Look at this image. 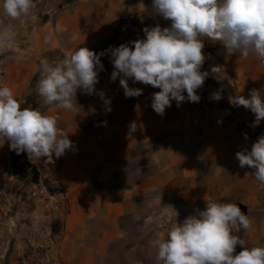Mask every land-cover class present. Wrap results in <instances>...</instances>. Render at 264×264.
Segmentation results:
<instances>
[{"label":"crops","instance_id":"obj_1","mask_svg":"<svg viewBox=\"0 0 264 264\" xmlns=\"http://www.w3.org/2000/svg\"><path fill=\"white\" fill-rule=\"evenodd\" d=\"M151 4L144 0V10ZM146 14L144 21L152 19L151 27L171 25ZM99 24L95 31L101 40L113 26ZM203 42L206 60L201 70L209 77L197 90L198 103L185 101L177 107L172 101L161 116L151 107L152 93L159 88L129 80L143 94L126 98L119 78L110 79L109 65L95 85L97 94L79 92L72 111L52 106L42 112L57 116L58 126L74 144L54 164L28 156L38 176L53 174L65 194L56 248L64 264H155L153 241L163 238L176 221L203 210L209 200L246 207L252 227L238 235L249 248L264 246V184L252 176L254 169L239 167L235 157L264 135L259 127L264 120L253 126L255 115L230 102L264 87V64L254 54L229 56L218 41ZM214 65L223 66L224 72L212 74ZM216 92L222 96L218 101L211 98ZM133 121L137 130L129 135ZM2 235L0 264L7 250ZM241 250L237 245L236 252Z\"/></svg>","mask_w":264,"mask_h":264},{"label":"clouds","instance_id":"obj_2","mask_svg":"<svg viewBox=\"0 0 264 264\" xmlns=\"http://www.w3.org/2000/svg\"><path fill=\"white\" fill-rule=\"evenodd\" d=\"M2 8L5 17L17 20L29 17L36 3L3 0ZM145 9L153 16L170 20V27L157 24L145 28V39L105 51H110L113 64L110 79L119 78L126 98L143 94V89L130 87L129 80L160 89L152 93L151 107L161 116L172 101L177 107L185 101H200L197 90L209 77L208 71L201 70L206 60L205 38L220 42L229 56L247 58L254 54L264 64V0H152L150 9ZM9 38L8 28L0 31V42ZM104 54L78 47L55 62L41 59L35 92L42 105L72 111L77 106L78 90L97 94L95 85L99 82L98 69H103L100 58ZM223 72L221 65L211 68L217 76ZM99 95L105 104H110L103 92ZM211 98L218 101L222 96L216 92ZM230 102L255 115L253 126L264 120V87L251 89L248 98L237 95ZM107 111H111L110 107ZM136 130V122H130L129 135ZM0 137L17 155L26 151L30 160L46 158L45 164H54L74 148L69 133L58 126L57 116L44 114L39 108H22L7 86H0ZM235 157L239 167L254 169L252 176L264 184V135L250 150L237 151ZM251 227V219L237 203L206 201L203 210L182 223L176 221L163 238L153 241L155 264H264V246L249 248L238 235ZM237 245L243 249L238 253Z\"/></svg>","mask_w":264,"mask_h":264},{"label":"rangeland","instance_id":"obj_3","mask_svg":"<svg viewBox=\"0 0 264 264\" xmlns=\"http://www.w3.org/2000/svg\"><path fill=\"white\" fill-rule=\"evenodd\" d=\"M2 3L3 0H0V31L8 28L10 38L0 42V86L10 87L21 105L29 93L41 59L55 62L72 54L78 47L97 48L111 39L115 42L109 49L125 43L131 46V41L146 38L143 30L151 28L152 22V19L148 23L144 21V15H147L144 0H35L36 8L32 14L17 20L3 15ZM149 18L154 16L149 15ZM100 22L113 27L103 39L98 40L95 30ZM100 59L103 69H98L99 81L104 70L113 65L110 51H105ZM79 92L82 91L78 90L77 94ZM37 105L41 112L52 107L43 106L38 95ZM224 105L221 103V106ZM259 127L264 128V124ZM258 128L252 132L257 133ZM0 150L3 162L9 164L12 172L23 183L29 182V178L21 179L20 172L13 169L7 140L2 137ZM1 237L6 243L10 240L7 236ZM9 259L11 250L3 264H8Z\"/></svg>","mask_w":264,"mask_h":264},{"label":"built area","instance_id":"obj_4","mask_svg":"<svg viewBox=\"0 0 264 264\" xmlns=\"http://www.w3.org/2000/svg\"><path fill=\"white\" fill-rule=\"evenodd\" d=\"M29 179L23 183L3 162L0 150V232L10 239L8 264H64L56 248L65 194L51 173Z\"/></svg>","mask_w":264,"mask_h":264},{"label":"trees","instance_id":"obj_5","mask_svg":"<svg viewBox=\"0 0 264 264\" xmlns=\"http://www.w3.org/2000/svg\"><path fill=\"white\" fill-rule=\"evenodd\" d=\"M115 39H111L110 42H106L105 44L97 47V48H88L91 51L96 52L97 54L101 52H105V50H108L112 44H114ZM39 79V73L37 72L31 81L30 87H29V93L26 96L23 104L21 105L22 108H38L37 105V94L35 92V84L36 81ZM225 108H227L230 111H233L232 108L229 105H224ZM8 151L9 155L11 157L12 167L13 169L20 172L21 179H26L31 177L33 180H36L38 177L37 168L30 164L28 160V153L25 151L19 155L16 154L15 151L10 150L9 142L7 141ZM9 255V254H8ZM9 256H7L6 260Z\"/></svg>","mask_w":264,"mask_h":264},{"label":"water","instance_id":"obj_6","mask_svg":"<svg viewBox=\"0 0 264 264\" xmlns=\"http://www.w3.org/2000/svg\"><path fill=\"white\" fill-rule=\"evenodd\" d=\"M241 208V211L245 214H247V209L244 206H239Z\"/></svg>","mask_w":264,"mask_h":264}]
</instances>
